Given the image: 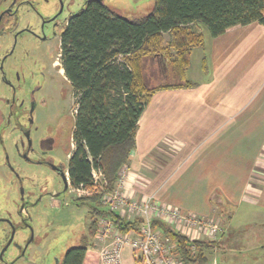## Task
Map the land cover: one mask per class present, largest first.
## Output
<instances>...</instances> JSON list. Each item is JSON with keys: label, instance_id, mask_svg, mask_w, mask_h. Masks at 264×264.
Instances as JSON below:
<instances>
[{"label": "crops", "instance_id": "0c3cea01", "mask_svg": "<svg viewBox=\"0 0 264 264\" xmlns=\"http://www.w3.org/2000/svg\"><path fill=\"white\" fill-rule=\"evenodd\" d=\"M215 42L203 56L204 76L186 72L194 87L154 94L116 189L216 225L211 235L210 225L158 219L190 240L215 241L208 264H241L248 255L264 264V25L233 27ZM90 242L98 252L106 245ZM121 264H137L131 243Z\"/></svg>", "mask_w": 264, "mask_h": 264}, {"label": "trees", "instance_id": "16d2710c", "mask_svg": "<svg viewBox=\"0 0 264 264\" xmlns=\"http://www.w3.org/2000/svg\"><path fill=\"white\" fill-rule=\"evenodd\" d=\"M254 22L264 25V0H155L153 11L138 18L123 17L102 0H87L71 14L59 48L61 66L76 99L74 147L67 166L71 186L89 190L95 185L96 172L106 182L104 192L115 191L120 172L136 148L139 121L154 94L195 86L186 72L192 50L204 43L200 26L216 38ZM166 33L171 35L168 43ZM154 64L174 81L150 86L146 70L155 73ZM78 200L97 205L92 207L87 242L70 247L62 264H99V252L89 240L101 217L122 232L140 230L141 219H127L103 205L100 195ZM152 222L176 244L182 264H208L215 241L190 240L158 219Z\"/></svg>", "mask_w": 264, "mask_h": 264}, {"label": "rangeland", "instance_id": "374dc122", "mask_svg": "<svg viewBox=\"0 0 264 264\" xmlns=\"http://www.w3.org/2000/svg\"><path fill=\"white\" fill-rule=\"evenodd\" d=\"M37 1H40L39 4L41 3V10L45 9L44 4L47 6L51 5V8L55 7V3L58 4L57 0H49L50 3L45 2L46 0ZM65 1L66 6L61 16V21H63V23L58 28V34L53 43L55 61L57 63V67L61 68L60 74L62 73L61 77H59V80L63 93L61 95V92L59 91V93L56 95L58 99L54 98V101L50 100L49 104L53 106L54 111L60 108V110H62L63 114L65 115L66 133L63 142L64 148H62V151L60 152L59 159L64 165L65 169H67L69 161L68 154L74 147L72 140V130L75 122L74 110L76 99L72 86L64 75V71L59 59V39L65 28L66 18L68 19L71 14L78 12L85 5L87 0ZM102 1L113 11L126 18H138L146 16L153 11L155 6V0ZM9 2L10 0H6L2 3V9L0 12L5 7H7ZM24 9L25 8L20 9L19 13L24 15V18L31 17L34 19V16H32L30 12L27 13ZM23 24L24 23L21 25ZM200 27L202 28L205 35L204 43L193 50V54L190 57L191 66L187 71L188 77L193 78L194 80L204 76L202 66L205 65V62L203 60V56L205 53L208 54L211 50V47H214L216 43L215 38L210 35L207 27L204 25ZM200 27L192 25V28L195 30H199ZM170 39L171 35L166 33L165 42L168 43ZM11 41V37H4V47L1 50L2 52L10 48L9 46ZM13 59V57H10L4 64L5 74L2 75L0 73V218H10L12 216V218L16 220L18 204L20 205V203H22V189L24 190L25 194L31 193V199L34 200V193L30 191L36 189L33 179H40L41 171H39V168L28 166L16 156L14 144L19 138V134L17 131L11 129V123H15L16 119L13 117V119H11V123H8L7 125L4 123V121H2V118L4 116L6 117V114H8L9 107L7 104V99L13 96L12 85L17 84L18 86L19 82L15 72L13 71L15 65ZM153 69L155 73H152L149 69L148 71L146 70V73L148 74L147 77H150V83L147 80L150 86L158 87L161 84L174 81L169 79V76L165 74L162 68L157 64H154ZM22 95L23 92L18 90V100ZM50 97L51 95L49 94V98ZM13 168L15 171L16 169L18 170L21 179L19 177L17 178L14 171L12 170ZM126 177L127 175L124 177L123 181H125ZM71 189L72 192L62 199V206L60 208H48L46 201L35 202L37 204V211L36 214H34L36 218L34 221H32V224L35 227L36 233L38 235L43 236L46 231H51L49 236L44 238L43 243L41 242L40 244L31 245L24 255H20L19 245L22 246L24 244L23 241L26 238V234L22 231H18L14 237L13 243L3 254V258H0V264H62L66 251L70 247L82 245L87 242L86 238H88L89 235L88 229L92 219V207L96 206L97 204L88 201L83 202L82 200H78V198L84 196L91 197L93 195H100L101 203L104 205L101 191H105V187L104 184L97 183L86 191L73 188V186H71ZM137 217L138 216L136 215L134 216V218ZM101 218H99V220ZM99 220L97 222V230L99 228ZM237 220L241 221L240 218H237ZM10 230L11 228L8 223L0 221V252L6 243V239L10 233ZM243 230L245 231L246 228ZM257 262L262 261L260 258H254V260H252L248 255L247 260L241 264H257ZM220 263L224 264L225 262L220 260Z\"/></svg>", "mask_w": 264, "mask_h": 264}, {"label": "flooded vegetation", "instance_id": "af4514ba", "mask_svg": "<svg viewBox=\"0 0 264 264\" xmlns=\"http://www.w3.org/2000/svg\"><path fill=\"white\" fill-rule=\"evenodd\" d=\"M39 2L37 0H10L3 10L10 6L12 8L8 14L4 15L0 24L2 31L0 35V73L5 74L4 64L10 57H13L15 63L13 71L19 80L18 86L10 84L13 96L7 99L9 110L2 121L7 125L11 123L13 117L16 119L15 123H11V129L19 134L14 144L16 156L28 166L39 168L41 171L40 179H33L36 189L30 191L34 193V200L31 199V193L25 194L24 199L21 197V202H25L27 207L23 218L24 225L27 227L24 230L26 234L24 244L19 245L20 255H24L31 245L43 243L44 238L48 237L51 232L46 231L43 236L36 233L32 221L36 218L34 214H36L37 206L31 207L27 203L46 201L48 208L56 209L62 206V199L72 192L71 186L66 190L67 169L59 159L60 152L64 148L65 115L60 108L54 111L53 106L49 104L50 100L58 99L56 95L59 91L61 95L63 93L59 80L62 73L60 74L61 68L57 67L55 61L53 43L57 37L58 28L63 23L61 16L66 1L57 0L58 4L55 3L54 8L44 4L45 9L43 10L40 9L41 3ZM45 2L50 3L49 0ZM22 8H25L27 13L30 12L34 19L24 18V15L19 13ZM22 23L24 24L21 25ZM4 37H11L12 41L10 48L2 52ZM18 90L23 92L19 100ZM48 93L51 95L50 98ZM12 170L17 178L21 179L18 170L15 171L14 168ZM20 205L18 204L19 207ZM10 235L11 230L6 242Z\"/></svg>", "mask_w": 264, "mask_h": 264}, {"label": "built area", "instance_id": "2783aa9c", "mask_svg": "<svg viewBox=\"0 0 264 264\" xmlns=\"http://www.w3.org/2000/svg\"><path fill=\"white\" fill-rule=\"evenodd\" d=\"M127 170V166L122 168L119 183L124 180ZM95 179V184L106 183L103 176L96 172ZM101 193L105 206L118 211L127 219H133L134 217L132 216L135 215L142 219L137 235H135V230L129 232L120 231L107 218L99 220V228L95 236L97 240L106 242V245L101 247L99 251L100 260L103 264H121V250L127 243H131L133 246L137 264H182L176 252V245L162 230L153 227V219H163L179 225L184 223V227L190 224L198 225L200 228L210 225L206 221L195 217H186L177 209L161 206L158 203L130 201L118 189L113 192L101 191ZM210 226L212 227L209 231H213L211 235H215L218 229L217 226Z\"/></svg>", "mask_w": 264, "mask_h": 264}, {"label": "water", "instance_id": "95a60500", "mask_svg": "<svg viewBox=\"0 0 264 264\" xmlns=\"http://www.w3.org/2000/svg\"><path fill=\"white\" fill-rule=\"evenodd\" d=\"M4 1H6V0H2L1 1V4ZM11 8H12V6H10L9 8L1 11V13H0V24H1V20L4 17V15L8 14L10 12ZM1 34H2V31L0 30V35ZM2 68H3V65L1 66V69ZM70 186H71V184H70L69 178L66 175V190H68ZM24 195H25V192L22 189V199H24ZM27 204H29V206H31V207H35L37 205L36 203L30 204L29 202ZM26 208L27 207L25 205V202L22 203L20 205V207L18 206V209H17V219L16 220L12 219V217H10V218H0V221L8 223L10 225V228H11V235H10L8 241L3 246V249L0 252V258H3V254L11 246V244L13 243V240H14V237H15L16 233L18 231H22L24 233V230L27 227V226L24 225L25 224V221L23 219L24 218V212H26Z\"/></svg>", "mask_w": 264, "mask_h": 264}]
</instances>
